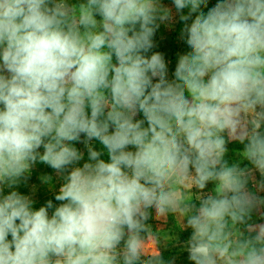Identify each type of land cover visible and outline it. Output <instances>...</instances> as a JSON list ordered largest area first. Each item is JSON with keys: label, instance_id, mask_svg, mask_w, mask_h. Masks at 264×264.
I'll list each match as a JSON object with an SVG mask.
<instances>
[{"label": "clouds", "instance_id": "clouds-1", "mask_svg": "<svg viewBox=\"0 0 264 264\" xmlns=\"http://www.w3.org/2000/svg\"><path fill=\"white\" fill-rule=\"evenodd\" d=\"M208 5L0 0V264H173L152 210L191 230V264H264V0ZM173 8L190 50L169 79L151 50ZM37 162L56 205L16 190Z\"/></svg>", "mask_w": 264, "mask_h": 264}, {"label": "rangeland", "instance_id": "rangeland-1", "mask_svg": "<svg viewBox=\"0 0 264 264\" xmlns=\"http://www.w3.org/2000/svg\"><path fill=\"white\" fill-rule=\"evenodd\" d=\"M72 2L75 3L77 0H72ZM216 2L217 0H209L208 7L210 8L214 6ZM162 3L165 6L170 8L172 7V0H162ZM204 11H207V9H204ZM186 12L187 10H185V13ZM173 14L174 20L167 25H162L161 28L156 32L154 37L156 47L151 50V52H160L164 55L168 64L169 79L174 78L173 73L178 56L187 53L190 50L184 40L181 38L183 22L179 21L178 15L175 14L174 8ZM137 118H142V114H140ZM75 146L84 153V159L79 162L80 166H82V164L88 159L87 150L82 143L78 142ZM93 146L97 150H101V146L98 142L94 141ZM226 147L228 151L225 155V159L229 163H239L241 167L251 166L246 160H243L240 155L243 149V145L241 143L237 141H231L227 143ZM102 158L105 160L108 159L106 153L102 156ZM45 177H50V181L45 182L43 179ZM256 178H260L258 172L256 173ZM62 183V178L53 169L43 163L37 162L31 168L27 182H22L16 190L21 194L32 196L35 201L34 207L38 209L49 199L53 200L54 205L59 203L55 201L54 197L58 193ZM213 187L214 185L210 183L207 185L205 191H209ZM249 188L255 191V188L251 183H249ZM7 191L9 190L5 189V193H7ZM181 191H183L185 194L188 193L186 188L181 189ZM192 191L195 193L196 189H192ZM258 194L264 196V192H260ZM260 212L264 213V209H261ZM253 219L257 223H264V219L260 218L259 213L254 214ZM148 223L151 225L152 232L159 241L160 251L162 253L163 259L166 262L172 261L173 264H191V262L188 260L187 252L183 251L182 249V243L190 237L191 230H182L181 224L183 223V220L181 217L169 214L167 217L157 218L155 211L152 210V215Z\"/></svg>", "mask_w": 264, "mask_h": 264}]
</instances>
